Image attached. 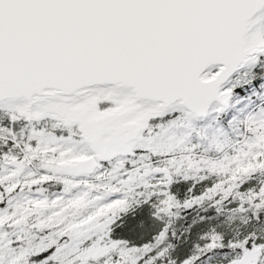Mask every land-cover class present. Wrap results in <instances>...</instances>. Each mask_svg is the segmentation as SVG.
Here are the masks:
<instances>
[{
    "label": "snow or ice",
    "instance_id": "obj_1",
    "mask_svg": "<svg viewBox=\"0 0 264 264\" xmlns=\"http://www.w3.org/2000/svg\"><path fill=\"white\" fill-rule=\"evenodd\" d=\"M0 264H264V0H0Z\"/></svg>",
    "mask_w": 264,
    "mask_h": 264
}]
</instances>
